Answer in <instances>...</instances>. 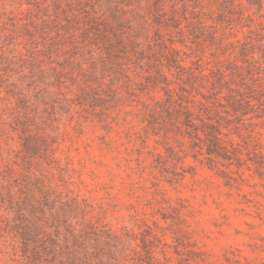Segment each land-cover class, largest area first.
Here are the masks:
<instances>
[{
  "label": "rangeland",
  "instance_id": "374dc122",
  "mask_svg": "<svg viewBox=\"0 0 264 264\" xmlns=\"http://www.w3.org/2000/svg\"><path fill=\"white\" fill-rule=\"evenodd\" d=\"M47 193L110 264H264V0H0V264Z\"/></svg>",
  "mask_w": 264,
  "mask_h": 264
},
{
  "label": "trees",
  "instance_id": "16d2710c",
  "mask_svg": "<svg viewBox=\"0 0 264 264\" xmlns=\"http://www.w3.org/2000/svg\"><path fill=\"white\" fill-rule=\"evenodd\" d=\"M11 211L14 213L11 229L21 244V258L26 264H110L93 246L99 241L98 231L84 222L74 225L68 222L61 214L64 208L52 213L49 193L40 200L32 195L11 202ZM62 224L65 225L64 232ZM122 264H129L128 259L125 258Z\"/></svg>",
  "mask_w": 264,
  "mask_h": 264
}]
</instances>
